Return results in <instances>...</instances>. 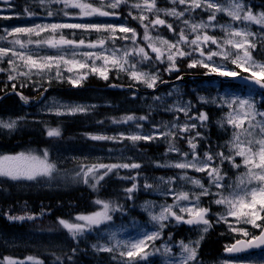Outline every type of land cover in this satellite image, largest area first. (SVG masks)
Wrapping results in <instances>:
<instances>
[{"label":"snow or ice","instance_id":"1","mask_svg":"<svg viewBox=\"0 0 264 264\" xmlns=\"http://www.w3.org/2000/svg\"><path fill=\"white\" fill-rule=\"evenodd\" d=\"M4 3H9V0H3ZM43 5L45 3H59L63 4L64 8L78 9V15L90 17V16H110L117 15L114 11H108L106 9H118L122 4L129 5V0H100V6H94L89 0H39ZM173 7L168 9H160L157 7V0H136L130 4V8L140 10V15L132 16V12L129 11V16L133 19H138L141 25L144 27L143 39L147 41L146 47L151 49L152 53H155V60L164 63L165 58L168 67L165 71L179 72L180 69L177 66V59L184 57H191L194 52H199L200 57L203 59H191L188 63L189 68L202 67L208 71L205 75L215 73L220 77L225 78H239L245 81L246 84H252L264 90V62H257L253 59L250 49L256 48V42L253 38L259 39L264 42V11L254 12L253 8L246 4L244 0H170ZM177 5L184 6L183 8L176 7ZM202 10L206 12L207 19L195 20L192 14L196 10ZM27 15L31 16V13L27 8L25 9ZM152 13L154 19H149L144 13ZM160 13L164 16H170L181 21L185 26L180 28L177 32L171 23H168L165 19H161ZM69 15L68 12L64 13ZM218 14L225 15L229 18L227 23L220 24L217 20ZM51 16L53 13L48 12ZM6 19L9 17H5ZM148 21V23H144ZM252 25L259 26L260 33L251 30ZM156 26H166L169 31H172L177 37L175 41H169L162 36L153 37L150 35L149 28H156ZM219 27L224 33L223 39H218L214 35L208 33V29ZM60 28H82L85 30H93L96 32H109L111 33V39L115 40L118 37L115 36L117 31L121 33H131V37L125 35L119 37L120 39H132L135 43L137 32L134 28L124 25L114 26L111 24H52V25H35L33 27H15L11 31L5 30L7 35L15 36V39L10 43L19 45L21 50L26 48V43L31 44L33 41L28 39L27 42L21 40L17 34H25L31 37L33 34L39 36L41 32L51 30L55 32ZM187 29V32L185 31ZM190 36L192 38H190ZM5 36H0V40L5 39ZM37 45L46 44L51 48H61L62 46H84L85 41L83 39L77 41L65 39L62 35L59 40H37ZM106 38H100L95 43L87 44L90 49H95L98 46L104 48ZM211 43L216 45L221 51H213L209 49L207 53L204 50L205 45ZM188 46L191 50L186 51L184 47ZM231 49H237L234 58L231 59V63L236 65V68L241 69L243 72H250L248 76H241L239 72L235 70L227 69L226 65L216 64L213 61V57L222 55L225 60H228L233 56V53L229 51ZM11 53L12 56L18 58L23 67L26 69L24 72L19 71L18 65L14 60L9 59L8 63L13 66V71H17L18 74L28 76L35 70L38 73L45 71L51 72L55 69V76L60 78L62 73L60 71L61 64L71 65L67 70L73 71V68H89L93 73H99V75L107 80L108 75L106 71L97 68L94 64L95 59H103L104 64L111 65L121 71H128L131 78L139 82L144 83L148 88H154L159 80V74L143 72L136 69V63L130 62L129 57L137 55L140 57L139 62L151 61L153 57L145 50V47H134L131 51L125 49H113L109 56H104L96 52L88 51L84 52L83 56L87 60H92L93 64L81 62L74 57L76 53L73 52V59H66L64 55H48L44 57H34L30 53L25 51H16L11 48L0 46V59L7 57ZM211 62V63H210ZM125 65L128 67L125 68ZM4 71V69H0ZM86 76H80L77 80L70 79L69 82L74 86L79 83L80 79H84ZM9 79H15L14 76H9ZM177 79H182L178 76ZM163 82V81H161ZM15 87V86H13ZM176 93H179V89H174ZM254 89L247 96H218L211 98L199 97L200 101L204 103H218L219 106L231 109L226 117L218 124L220 127H224L225 124L231 125L233 128L232 137L226 142L224 147L228 149L226 155L224 151H219L213 155L211 152H205L204 157L200 158L196 152L197 143L195 142L197 137H201L200 132H196L194 137L188 138L187 143L192 149L191 158L189 153L181 152L174 143L169 144L168 152H176L180 154L183 159L171 164L157 165L158 167H174L178 169H193L197 172H206L210 178V184L212 187L219 189L216 193H212L209 187H206L199 179H192L187 177L186 173L180 177H164L158 178L163 184L172 185L177 179L187 180L189 183L195 185L200 189L199 193L188 191H174L171 187L167 189L164 195H172L174 199L173 204L155 205L152 202H145L143 210L148 213L150 222L154 226V230L148 231L142 226L133 227L136 228L137 236L129 237L127 239H120L119 234L124 231L123 226L111 228L108 230L106 242L103 244H93L92 247L98 252L112 253L118 250L120 257L127 258L124 264H140L141 261H146L151 255H159L162 260L161 264H198L197 256L201 241L204 239L209 229L213 226L210 220L207 218L210 211L209 208L200 206V197L214 195L217 196L213 202L217 205L225 206V213L218 214V221L224 220L227 222V216H233L237 218V222L245 224H251L254 228L260 229L258 234L249 232L247 229L232 228L233 232H238L244 239H236L234 243L225 246V252L229 254L242 253L251 249H264V224L257 221H264V98L258 104L254 94ZM169 93L168 95H172ZM20 99L25 103L28 102V98L20 94ZM157 101L163 102L162 97H155ZM192 109L190 101L183 102L178 100L170 105L166 110L172 112H182L187 121L184 124L179 123V117L174 118V122L169 127L168 124L161 126H155V132L149 134H131L128 136H121L125 139L131 140L133 143L145 140L151 141L157 137L170 138L175 140L177 133L172 129H177L179 132H189L192 129L197 128L196 123H189L188 121H199L200 126H205V122L209 120V116L205 112H200L198 115H189ZM86 108L82 106H74L68 109L69 114H75L77 112H84ZM57 115H61L59 110ZM24 117L18 118L22 120ZM146 120V116L136 118L134 116H127L122 118L121 122H127L132 120ZM18 120H0V129L14 130L17 127ZM137 127L141 128L142 125L137 123ZM160 128H165L167 131H160ZM59 129L50 128L47 130L49 137L60 136ZM93 140H108L117 139L116 137L99 136L94 135L90 137ZM219 157L220 163L223 164L225 160L232 164L234 168H240L241 164L236 163V158L240 157L242 165L246 171L240 174L236 181L232 184H225L227 174L222 173L219 166H213V161ZM141 165L138 163H118V164H93V165H81L80 171L76 172L75 177L81 178L85 184H89V178L94 181L90 186L96 189V186L101 180L104 179L109 173L115 169H138ZM104 169L102 174H99V170ZM57 165L49 160V153L47 149H44L41 154L34 152H20L14 155H0V177H5L14 181L27 180L34 181L38 178L48 177L51 178L54 172H57ZM139 173H137V176ZM136 176L130 177L133 181L136 180ZM145 189H152L153 185L145 182ZM225 189L227 192L225 193ZM137 191V184L134 182L131 187L124 189L128 199H132V193ZM188 202V204H182L181 202ZM101 206V209L91 214H79L74 217V220L69 221L62 218H58L59 225L65 229L73 240L85 235L87 232H91L96 229H100L104 225H112L114 223L113 214L116 212L124 213L125 209L123 205H120L113 201H104L97 199L94 202ZM190 205V206H189ZM159 207V211L155 209ZM178 210V211H177ZM187 218H186V216ZM33 216H9L10 220H24L34 219ZM175 221L177 224L184 223L192 226H196L201 235L196 240H189L188 242H179V253H174L173 245L170 243H164L156 245L157 240L163 239V230L169 226L171 221ZM231 227V226H230ZM172 239L171 235L168 237ZM152 248L153 251L149 252L147 249ZM73 252L76 249L72 250ZM32 264H43L42 261L35 257H28ZM60 258L57 257V260ZM71 260V257H68ZM115 259V257H113ZM0 264H24V261H17L9 257H5L4 261H0ZM225 264L230 262L225 261Z\"/></svg>","mask_w":264,"mask_h":264},{"label":"rangeland","instance_id":"2","mask_svg":"<svg viewBox=\"0 0 264 264\" xmlns=\"http://www.w3.org/2000/svg\"><path fill=\"white\" fill-rule=\"evenodd\" d=\"M163 1L164 2L166 1L165 6H164ZM89 2L93 3L94 6H97V7L100 6V0H89ZM133 2H136V0H129V5L122 4L120 8L115 9V10L106 9L110 12L114 11L116 13H120L121 18L119 17L116 19H112L111 15L105 16V17L103 16H90V17L80 16L78 15V12H79L78 9L64 8L63 4H59V3H45L42 5L39 2V0H22L21 3H19L18 5L14 4L13 6L1 5L0 6V20L2 19L10 20L11 19L13 21L11 20L7 21V24L2 26V30H1L2 33L0 34V36H5L6 38L3 40H0V46L11 48L16 51H25L26 53H30L34 57H37V58L48 56V55H52V56L64 55L66 59H73L72 53L75 52L76 56L74 58L76 60L92 65L93 61L87 60V58L83 56L84 52L92 51L98 54H102L104 56H109L113 49L127 48L129 51H131L134 47H140L138 45V39H135V43L133 42L132 39H120L119 37H123L125 35L131 37V33H121L119 31L115 33V36L118 38L113 40L110 38L112 34L109 32H96L93 30H85L82 28H60V29H57L55 32H52L51 30L43 31L40 33L39 36H36L35 34H33L31 37H29L25 34H17L19 38L25 42H27L28 39H31L33 41V43L31 44L26 43V48L21 50L19 48V45L10 43V41L15 39V36L7 35L5 30L11 31L15 27H33L38 24L39 25H52V24H103V25H108V24H111L114 26L124 25L127 27L134 28L137 34H140L143 36L144 31H145L144 27L143 29L140 28V30L138 31L135 26L136 24H139L141 26V23L138 19L132 18V16L140 15V10L130 8V4ZM31 5L33 6V9H31L30 7ZM157 7L160 9H168V8L173 7V5L171 4L170 0H157ZM176 7L183 8L184 6L177 5ZM26 8L31 13H33V15L31 16L27 15V13L25 12ZM18 10H22L23 12H19ZM49 11H51L53 15L49 16L48 15ZM129 11L132 12V16H129L128 14ZM65 12H68L69 15H65L64 14ZM200 13H201V10L198 9L196 10L195 13L192 14V17L197 21H199L200 19L206 20L207 17H203V15ZM144 14L147 15L149 19H154V16L152 13L145 12ZM218 16L219 18L221 17V19L217 17V20L219 21L220 24L227 23L229 20V18L225 15L218 14ZM5 17H9V18L6 19ZM58 17L59 18L61 17V19L59 20ZM160 17L161 19H165L168 23H171L177 32L180 30V28L185 27L181 23V21L178 19H175L170 16H164L163 13H160ZM130 18L134 20V24L130 25L128 23V21H130L129 20ZM144 23H148V21H145ZM250 27L252 31L260 33L259 26L252 25ZM153 30L164 33L165 36L164 35H161V36L168 39L169 41H175L177 38L172 31L168 30L166 26H156V28H154ZM73 31L78 32L79 35L85 36V38H82L85 41L84 46L65 45V46H62L61 48L56 49V48H51L47 46L46 44L37 45L35 43V41L37 40L43 41V40L53 39L55 37H59L60 39L61 35L65 39H68L66 36H64V33L65 32L72 33ZM185 31L187 32L186 28H185ZM149 32L151 35V27L149 28ZM208 33L210 35H214L215 37L221 40L224 37V33L220 30L219 27H216L214 29L212 28L208 29ZM170 34H173L171 35V38L169 37ZM91 35H95V36L98 35V38L94 37L95 38L94 40H90V38H92ZM152 36L155 37L157 35L155 36L152 35ZM100 38H106V45H104V48H100L98 46L95 49H90L87 47V44L95 43ZM190 38L192 37L190 36ZM253 39L255 40L256 45L258 46L259 45L258 42L260 40L255 39V38ZM79 40H81V38L76 39L74 41L78 42ZM111 44H113V46ZM257 46L255 49H250L251 55L255 61L257 60L255 59L254 52H256V50L258 49ZM182 47H184L186 51L191 50L188 46H182ZM203 47L206 53L209 49L213 51H221V49L217 48L216 45H212L211 43ZM145 50L153 57L151 61L139 62L140 57L137 55L130 56L129 60L130 62H138L136 63V67L145 66L147 68H151V70L147 72H150V73L158 72L159 80L157 81L156 86L154 88H148L144 83L132 79L128 71H121L113 67L111 63L105 65L103 59H95L94 64L97 68H100L101 70L106 71L108 75L107 80L103 79L99 75V73L91 72L89 68H83V69L73 68V71L69 72L67 69L72 66L63 65V64H61V68H60V71L62 73V76L60 78H57L55 76V69H53L51 72L45 71L42 73H38L35 70H33L31 74H29L28 76H25V75L18 74L17 71L12 70L13 66L8 63L9 59L14 60L15 64L20 66L19 67L20 72L26 71V69L22 65V62L18 58L12 56L11 53H9L7 57H3L2 59H0V69H4V71H0V86L1 87L9 86L10 88H13V86H15V88L17 87L19 88L20 91L23 92L24 88H26L29 84L30 86H33V87L28 86L25 96L29 98V97H33L36 95L37 98L33 101L34 102L33 105L35 106L34 107L32 106L33 108H28L27 110H24L21 116L11 117V118L0 117V120H4V121L18 120V118L24 117V119L18 120L17 127L20 121H29L30 123H39V124L43 123L45 126V131H47L50 128L59 129L61 128V126L63 128L65 126V124L63 123L65 122L68 123L69 122L68 120H72L73 116H76V115L83 116V115H87L88 113L93 112L94 110H97L100 105L98 103H92V102L85 103V102H80V101H71L69 99H66L65 96H61L60 94H58L56 91L51 93L50 90L52 89H49V87L51 86V83L53 81H57L58 83L57 87H60L61 85H63L64 82H66L65 80L66 77L69 82L70 79L77 80L79 79L80 76H86V78L80 79L78 84L83 83V80L86 81L88 78V75L90 74H96L97 77H99L98 80L101 79L104 82H107L110 80L113 82H116V81H121L122 79L125 81L127 80L126 82L130 81V84H136V85L140 84L143 88L146 87L147 89H151L153 93L145 94L142 96H139V94L137 93L134 95H132L131 93L123 94L121 96V99L123 98L124 99L123 103L127 105L124 106L123 113L121 114L122 117H117L118 121H114L113 125L111 123H108L112 125V127L111 126H108V127L100 126V124H102V122H100V123H97V125L100 127L96 131L91 132L87 130V131H84L83 133H80V135L77 136L79 139H81V141H84L82 143L86 145V148L78 146L77 144H76L77 146L76 147L68 143L64 144V143L55 142L57 139H59V137H57L51 140L54 146H52V148L47 149L49 153V160L51 162H54L57 165V168H65L67 166L78 164V163L82 165L104 164L105 162L107 163V162H115V161H120V162H125V163L127 162L137 163V161L140 160V155L137 152L134 153L133 151L127 150L125 148L120 149L119 145H121L122 141L124 140H127L131 144H136L139 142H147V141L140 140V141L133 143L131 140L123 138L121 134H123V136H128L131 134H149V133H153L156 131V129L154 128V125L161 126L163 124H168L170 127L171 124L174 122V118L166 119L162 117L161 115H160L161 117L157 118L156 121H152L150 118V114H148L149 112H152V111L156 113L162 112L168 115L170 114L177 115L179 117V123L184 124L183 121H187V117H185L182 112H172V111H167L166 109L170 105L175 103L178 100V98L182 100L183 102H188L189 100L186 99V96H187L186 90H182L181 86L179 85H173L172 83H169V85L165 86L162 89L163 90L162 92L159 91L158 89L156 91L157 84L161 81H163L162 83L165 84L167 83L166 81L168 79H171V80L175 79L176 77L180 75V73L188 72L186 70L191 69L188 67V63L191 59H203V57H200L199 52H194L191 57L178 58L176 63L180 71L169 73L165 71V69L168 67L166 58H165V62L161 63L155 60L156 54L152 53L150 48L145 47ZM229 51L233 53V56L230 57L228 60H225L222 55H217L213 57V61L216 64L226 65L227 69L229 70L237 71L238 68H236V65L231 63V59L234 58V55L237 51H241V50L231 49L229 47ZM260 54L257 53L256 56L259 58ZM241 55H242V51H241ZM4 62H5V65H3ZM257 62H260V61H257ZM156 65L161 66V68H158ZM127 67L128 66L125 65V68ZM196 68L203 69L202 67H196ZM173 74L174 76L172 77ZM247 74L250 75V72H247ZM10 75L14 76L15 79L10 80L9 79ZM166 77H169V78H166ZM125 81H122V82H125ZM174 89H179V93H176ZM189 89L191 93L193 92L196 95V98L199 104L217 105L219 108L225 109L226 112H224L222 116L216 117L217 119L215 118L218 126H219L218 121L224 119L227 113L231 111V109L227 108L226 106L224 107L219 106V102L218 103H204L200 101L199 97H206L210 100L211 98L218 97V96H225V97L235 96V95L247 96L249 95L250 92L253 91V89H246V88H239V90H237V89H233L232 87H227V88L220 87V84L216 80L215 81L203 80L201 82L192 83ZM169 93H173V94L168 95ZM253 94L259 104L262 99L260 96V93L254 90ZM95 95H98V94H95ZM157 96L162 97L163 102L155 100L154 98ZM104 97H106V95H104ZM135 100L137 101V104L133 106L134 104L133 102ZM190 102L192 104V109L189 115L194 116L195 112L193 109V103L192 101ZM74 106H82L86 108V111L77 112L75 114H69L68 109ZM57 110H59L61 113H64V114L57 115L56 114ZM130 110H134V111H130ZM129 115L134 116L136 118H139L141 116H146L147 119L146 120L136 119L132 121L121 122L122 118L127 117ZM65 118H68V119H65ZM188 122L196 123L197 128L192 129L189 132H179L177 129H172V131L177 133L175 140H171L170 138H163V137H157L151 140V141H155L159 138H162L159 144H156L157 148L159 149L158 152H161V153L157 155L156 160H155L156 162L154 163V166L157 167L158 171H160L161 173L160 175L150 179L149 184L153 185V188L149 189V193H148L150 198L145 199L143 202H141L138 205L139 210L145 215L147 222L143 223L141 220H138V219L127 218V219H122L119 222L116 221L112 225H104L100 229L91 231V233L95 235V240H96L93 242V244L105 243L107 239V235H108V230L110 228L114 230L115 228H119L123 226L124 231L119 234L120 239H127L129 237H134L138 235L136 228L133 227V224H135L136 226H142L144 229L148 231L154 230V226L150 222L148 213L143 210V205L145 204V202H152L157 206L165 204V203L173 204L174 203L173 196L163 194L167 191L169 187H171L174 191L183 190V191H188L189 193L191 192L199 193L200 192L199 188L189 183L187 180L177 179L174 184L168 185V184L161 183L158 179L160 177H164L165 179L169 177H180V176L185 175V173L187 177H190L192 179H199L197 178V171L193 169H178L174 167H158L157 166L158 164L159 165L171 164L177 161H181L183 159V157L176 152H168L170 143H174L176 147L180 146L184 148L183 150H180V151L189 153V158H191L192 149L188 145L187 139L194 137L197 131L201 133V137H197L195 140V142L197 143L196 152L199 154L200 158L204 157L203 155H200V149H202L203 146H206V144L210 141L209 135H208V130L210 129V126L206 124V122H205V126H200V122L195 121V120L188 121ZM137 123L142 125V127L138 128ZM230 129L232 130L231 132L232 134L233 128L231 125H230ZM14 130L0 129V135L5 136L7 134L12 133ZM160 131H167V129L160 128ZM94 135L116 137L117 139L93 140L90 137ZM62 141L67 142L68 140L65 139ZM102 142L105 143V145L103 146L111 148L110 149L111 151L109 150L102 151L103 150L102 148L96 149V147L98 145H101ZM89 144H92L90 148H89L90 146ZM220 145H221V142L219 141L217 144H215L214 149L206 150V152H211L213 155H215V153L219 151H224L225 154L227 155L228 149L224 146L221 147ZM0 155H5V154L4 152L2 153L0 152ZM8 155H14V154H8ZM237 159H239L238 162H237ZM214 161L220 162L219 157H216ZM223 163L225 164V168H229L230 165L232 166V164L229 163L227 160H225ZM236 163L241 164L240 169H242V172L240 174L244 173L246 169L243 167L242 160L240 157L236 158ZM101 170L102 169L99 170V174ZM135 171L136 173H141L144 171V168H138V169H135ZM172 171H176L177 173L174 174ZM187 172H191V174L189 173L190 174L189 175ZM198 173H205L207 184L202 182L200 179L199 180L202 183H204L206 187H209L210 191L212 190L211 188H213V190L215 191H213L212 193L221 191L211 186L210 178L206 172H198ZM240 174L236 175L235 179L231 180L229 184L234 183L236 181V178ZM2 180L12 181L14 183L15 189L20 190V191L22 190L23 192H31L33 190H44V189L55 190L56 188H60L59 187L60 185L58 183L56 184L54 179H51L48 177L38 178L37 180H34V181H27V180L14 181V180H11L5 177H0V183H4ZM89 180H91V177L89 178ZM61 184L64 185V183L62 182ZM224 191L226 193L227 189H225ZM208 196L200 197L199 203L201 207H205L203 205V202L206 201ZM212 196H213L212 204L216 205L219 208L221 207L220 214L225 213V206L215 204L213 201L218 197L214 195ZM181 203L188 204V202L186 201L181 202ZM205 208L210 209V206L208 205V207H205ZM155 211L158 212L159 207H157ZM218 214L219 213H216V212L213 213L209 211L207 218L210 220L212 224H215L213 226H216V227L210 228L209 231L206 234H204V238L208 234H210L212 230L215 229L218 236H221L222 234L223 239H226V242L224 243V245L226 246V245L232 244L234 240L240 237H243L238 232H233L231 230L232 228H236V229L244 228V229H247L249 232H251L250 229L246 227H242V225L244 224L242 220L241 222L238 223L237 218L233 216H227L226 217L227 222H225L224 220H219V222H217ZM257 222L261 223L263 221H257ZM172 223L173 225H169L166 228L168 230V234H166V238L168 241H164V238H163L162 240H157L155 242L156 245L170 243L174 246L173 247L174 253H179L180 249L178 245L180 241L188 242L189 240H196L201 235L198 228L196 229L193 228L192 230H187L186 233H183V235H185V237H188V238L186 239L177 238L179 235H176V233H178L179 231L175 230V232H172L171 230V229H174L175 227L174 224H177V223L174 220ZM221 223L224 224L227 230L225 228H223L222 230V227H219ZM37 224H40V223H37ZM37 224H34L32 228L27 229L23 233H18V234L14 233V234L9 235L6 232H0V245L3 246L5 249L11 250V251L14 250L13 254L9 251H3L0 254V261H4L5 257H9L17 261H24V264H32V261H29L27 259L30 256L35 257L36 259L42 261L43 264H58L59 262L64 263L68 261V258L66 257L64 258L62 255H59L58 257L60 259L57 260V255L59 253H62L65 255L69 253L67 249H62L66 247V246H63L62 242L63 241L69 242V240L72 239L70 234L67 231H64L63 229L51 232L50 231L52 230L51 228L47 229L44 227L43 224L41 225H37ZM247 225L250 227H253L251 224H247ZM169 235H171L172 237L171 240L168 239ZM93 244H91L89 247L92 249L93 254H95L96 262L98 264H124V262L127 259L125 257H120L118 250L112 253L98 252L93 249L92 247ZM58 249L60 250L57 251ZM147 251L152 252L153 249L149 248L147 249ZM113 257H115V259H113ZM206 259L207 261H204L202 259L198 261L197 259L198 264H225V261L230 262V264H264V251L257 252L253 255L248 254L246 256H236L234 258H225L223 256L220 259V258H215L214 256H211V258H206ZM161 260L162 258L159 255H151L146 261H141L140 264H161Z\"/></svg>","mask_w":264,"mask_h":264},{"label":"trees","instance_id":"3","mask_svg":"<svg viewBox=\"0 0 264 264\" xmlns=\"http://www.w3.org/2000/svg\"><path fill=\"white\" fill-rule=\"evenodd\" d=\"M261 1L264 2V0ZM190 71L200 72L197 69H192ZM94 85L96 89H101L102 87L100 82H95ZM164 87V84L159 86L161 89ZM4 90L5 89L0 86V97L7 92V90ZM93 91L94 90H92V93ZM20 93L25 96L26 90H23V92L20 91ZM72 93L79 96L84 95L87 92L79 89L72 91ZM124 93L126 92H106V96L110 102L112 101V103L118 104L119 110L117 111L119 112L124 109V106L127 105L123 103L124 99H121V96ZM24 107L25 105L23 101H20L18 97L12 95H5V97L0 100V113H19ZM207 112L209 117L213 116V112H211V110H208ZM96 117H99V115H96ZM96 117H90L88 119L76 118V120H71L68 123H65V126L63 127L64 132H60L62 138H60V140L57 139L55 142L64 144L68 143L74 146L77 144L78 146L86 148V145L82 143L84 141H81V139H79L77 136L80 135V133L93 128L97 123ZM44 133L45 132L43 131L42 127L36 124H31L30 126L28 125L24 128L22 127V129L18 131L17 134L7 140L3 137H0V150L7 153L8 151L16 152L22 147L26 148L28 146L30 147L31 145L42 148V146L46 145L50 141V139L44 138ZM220 134L224 133H220L218 131L216 132L214 127L211 126L208 131L210 147L215 148V144H217L221 138ZM65 139L68 141H62ZM148 149L150 150L146 156H144L146 160L145 163L151 159V155H153L152 158H154V153L156 154V152L159 150L157 146L153 145L148 146ZM115 176L116 175L112 172L105 176L101 184L96 186L95 190L90 185L85 184L83 180L82 182L78 181L73 185L69 184L67 185V188L63 187V189H58L56 191L44 192H23L16 190L10 184L5 186L0 184V232H6L9 235L14 233H23L27 229L32 228L33 225L37 223H40L37 225L43 224L47 229L51 228V232H54L60 228L63 229L58 223V218L72 221L74 220V217L79 214H91L96 211L95 209L97 208V204L94 202L97 199L116 202L120 205H123L126 211H132L133 208L126 206L128 203V198L127 194L123 192L124 184ZM128 177L129 176L127 175L126 178ZM9 216H33L35 218L10 220ZM63 230L65 231V229ZM178 231L179 233L183 232L181 228H179ZM84 238L85 237L79 241V243H81L80 246L84 247V250L79 245L73 246L71 240L69 242L63 241L62 244L66 247L62 249H67L69 253L66 255L59 253L57 257L62 255L64 258L71 257V260L68 259V261L64 263L59 262L58 264H92L93 259L91 257V252L87 251V246L82 243L87 242V240H83ZM205 240L206 241L201 248V252L208 258L220 254L222 252V244L224 241H226V239H223L222 236L220 237L217 235L215 229L212 230ZM73 249H76V251L73 252ZM59 250L60 249L57 251ZM3 251H9L12 254L14 253V250L11 251L5 249L0 245V254Z\"/></svg>","mask_w":264,"mask_h":264},{"label":"water","instance_id":"4","mask_svg":"<svg viewBox=\"0 0 264 264\" xmlns=\"http://www.w3.org/2000/svg\"><path fill=\"white\" fill-rule=\"evenodd\" d=\"M1 1H3V0H0V2H1ZM10 1H11V0H9V2H10ZM228 80H230V79H227V78H226V79H224L223 81H224V82H227ZM230 81H234V82H236V83L245 84V85H248V86H250V85H251V86H254V85H252V84H250V83H249V84H246L245 81H243V80H241V79H239V78L231 79ZM254 87H257V86H254ZM257 88H259V87H257ZM259 89H260V88H259ZM260 90H261V89H260ZM263 91H264V90H263Z\"/></svg>","mask_w":264,"mask_h":264}]
</instances>
